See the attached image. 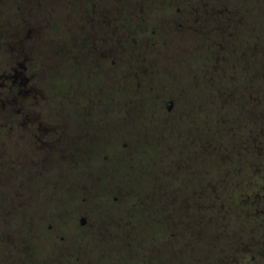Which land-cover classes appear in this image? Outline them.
<instances>
[{
  "label": "rangeland",
  "instance_id": "rangeland-1",
  "mask_svg": "<svg viewBox=\"0 0 264 264\" xmlns=\"http://www.w3.org/2000/svg\"><path fill=\"white\" fill-rule=\"evenodd\" d=\"M180 1L119 2L115 27L116 35L124 41L126 54L123 56L127 58L132 53L144 87L163 89L180 96L185 114L174 127L172 123L156 121L150 116L153 98L137 99L133 103V110L137 112L132 113V123L136 126L137 137L145 139L136 146L139 189H117L129 192L131 196L126 201L131 205L114 214L113 211L101 213L92 231L93 237H83V232L75 231L76 226L70 230L73 252H78L79 257L75 260L70 256L66 264H231L238 258L236 248L245 239V225L241 210L232 209L225 201L232 197L238 203L241 189H232L233 184L229 186L227 174L241 168L243 141L248 137L246 130L256 132L259 126H264V108L250 103V96L258 100L260 94L264 105V0H221L218 4L204 0L196 13L198 21L190 29L186 26L177 28L168 18V6ZM35 2L34 11L47 18L44 19L47 26L38 41L39 49L49 58L50 47L62 46L61 53L49 61L57 67L51 72L56 77L53 78L56 86L52 88L64 100L67 33L60 27L50 28L53 12L48 0ZM58 8L54 12L57 17H65L62 15L65 12L73 15V11H77L75 2L62 12ZM183 13V9L175 10L172 16L178 19ZM215 27L225 31L236 29L234 38L229 39L237 46L226 50L206 47L203 41L212 36L209 32ZM173 28L176 33L172 32ZM109 30H113L112 24ZM246 33L258 34V49L237 43ZM155 41L157 45H152ZM246 65L252 87H245L241 81ZM93 78L98 95L97 115L104 124L103 144L99 149L105 150L110 130L126 127L125 123L120 126L116 113L123 103L129 110L130 99L124 97L129 96L130 89L126 80L109 76L101 69ZM250 107H253L252 112H249ZM168 144V153L181 151L185 153V161L170 159L166 169L161 155ZM211 174L217 177L218 206L213 211L187 209L186 206L194 204V178L207 180ZM164 182L167 189L156 188ZM22 190L25 198L20 200L17 197L19 189H0V256L5 249L1 243L3 235L34 236L40 230L41 216L65 213V207L72 206L74 201L69 196L92 202H100L103 198L102 189H89L82 196L79 189H74L72 194L60 190L61 195L54 194L48 202L46 189L41 197L37 189ZM187 197L190 204H182ZM32 236L29 237L33 239ZM26 253L32 258L36 256L33 248L23 252L24 258ZM240 262L242 260L237 259V264ZM247 262L252 263L251 259ZM20 264L32 263L25 258Z\"/></svg>",
  "mask_w": 264,
  "mask_h": 264
},
{
  "label": "flooded vegetation",
  "instance_id": "flooded-vegetation-1",
  "mask_svg": "<svg viewBox=\"0 0 264 264\" xmlns=\"http://www.w3.org/2000/svg\"><path fill=\"white\" fill-rule=\"evenodd\" d=\"M35 1L38 0H0V189H19L17 197L20 200L25 198L22 189H37L40 197L46 189L48 202L54 194L60 196V190L72 194L74 189H79L82 196L89 189H102L103 198L100 202H92L69 196L74 201H71L72 206H66L65 213L41 216L40 230L34 236L3 235L2 264H20L25 258L32 264H66L70 256L77 260L79 253L73 252L71 233L74 226L77 227L75 231L84 233L83 237H93L92 231L101 213L113 211L114 214L131 205L126 201L131 196L129 192L117 189H139L136 146L145 139L137 137L136 126L132 123V113L137 112L133 110V103L137 99L153 98L150 116L156 121L172 123L174 127L185 114L180 96L167 90L144 87L132 53L127 58L123 56L126 54L124 41L116 35L115 27L120 0H48L53 12L50 28L60 27L68 37L63 100L52 88L56 86L53 80L56 77L51 72L57 67L49 61L61 53L62 46L50 47L49 58L39 49L38 41L47 26L44 20L47 18L34 11ZM213 1L218 4L221 0ZM72 2L77 5L73 15L65 12L62 14L65 17L56 16L54 12L59 6L62 12ZM204 3V0H181L168 6V18L177 28L186 26L190 29L198 21L196 13ZM182 9V17L172 16L175 10L180 12ZM111 24L112 31L109 30ZM235 31L215 27L209 32L212 36L204 39L203 44L216 50L236 47L235 41L230 40ZM172 32L177 30L173 28ZM237 43L256 50L260 41L258 34L246 33ZM100 69L109 76L123 78L130 89L129 96L124 97L130 99L129 110L123 103L116 113L120 126L125 123L126 127L110 130L105 150L99 149L103 144L104 124L97 115L98 95L93 78ZM248 70L246 65L241 81L245 87H252ZM57 87L61 88L60 85ZM250 100L251 104L260 105L259 109L264 108L260 94L258 100L254 96H250ZM250 109L252 112L253 107ZM246 133L241 168L227 174L229 186L233 184L232 189L241 190L238 203L232 197L225 203L232 209L241 210L246 231L243 243L236 248L238 258L230 263L237 264L238 259L242 260L241 264H264V126H259L256 132L247 129ZM169 147V144L164 146L161 155L166 169L170 159L185 161V153L177 150L169 154ZM156 188L167 189V184L164 182ZM192 189H195L192 191L194 204L186 206L187 209L213 211L218 206L216 175H209L207 180L194 178ZM186 199L182 204H190L189 197ZM21 248L27 252L33 248L36 256L32 258L26 253L24 258ZM249 259L252 263L247 262Z\"/></svg>",
  "mask_w": 264,
  "mask_h": 264
}]
</instances>
